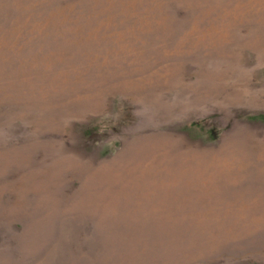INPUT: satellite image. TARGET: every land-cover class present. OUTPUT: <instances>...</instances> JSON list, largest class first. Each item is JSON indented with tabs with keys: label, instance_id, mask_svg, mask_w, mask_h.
I'll use <instances>...</instances> for the list:
<instances>
[{
	"label": "rangeland",
	"instance_id": "rangeland-1",
	"mask_svg": "<svg viewBox=\"0 0 264 264\" xmlns=\"http://www.w3.org/2000/svg\"><path fill=\"white\" fill-rule=\"evenodd\" d=\"M0 264H264V0H0Z\"/></svg>",
	"mask_w": 264,
	"mask_h": 264
}]
</instances>
